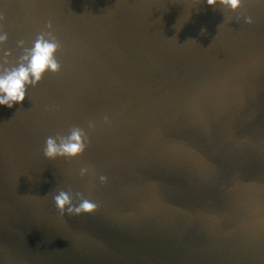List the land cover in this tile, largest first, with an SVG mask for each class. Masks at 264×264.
I'll return each instance as SVG.
<instances>
[{
	"label": "water",
	"instance_id": "obj_1",
	"mask_svg": "<svg viewBox=\"0 0 264 264\" xmlns=\"http://www.w3.org/2000/svg\"><path fill=\"white\" fill-rule=\"evenodd\" d=\"M46 23L60 71L0 107V264H264V4L0 0L6 66ZM71 127L84 152L45 159Z\"/></svg>",
	"mask_w": 264,
	"mask_h": 264
},
{
	"label": "clouds",
	"instance_id": "obj_2",
	"mask_svg": "<svg viewBox=\"0 0 264 264\" xmlns=\"http://www.w3.org/2000/svg\"><path fill=\"white\" fill-rule=\"evenodd\" d=\"M204 2L209 7L219 5L226 12L237 13L245 0H204ZM257 2L264 4V0ZM241 15L237 14L235 20L239 21ZM231 19L225 18L224 23L230 22ZM243 23L252 24V17L243 15ZM44 27L47 31L37 34L30 47H24L23 40L17 41L16 47L21 51L13 66H6L10 52L2 46L7 41L8 35L0 29V107L11 109L14 104L22 103L28 88L37 86L46 72L56 74L60 71L61 66L55 55L61 47L60 42L52 34L50 23H46ZM104 122L108 123L107 117H104ZM87 127L89 130L93 129L94 122L88 121ZM88 143L89 137L83 128L71 127L66 135L47 136L43 143L42 155L49 160L75 158L84 152ZM87 174H89L87 166L79 168L80 177ZM98 181L103 184L106 182V177L100 175ZM52 203L61 216L91 213L97 207L94 202L82 198L79 193L75 194L74 202L73 194L64 190H59L52 196Z\"/></svg>",
	"mask_w": 264,
	"mask_h": 264
}]
</instances>
